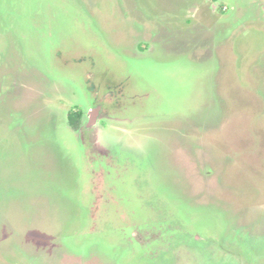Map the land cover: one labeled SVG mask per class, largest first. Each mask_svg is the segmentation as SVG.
Instances as JSON below:
<instances>
[{
    "label": "rangeland",
    "instance_id": "374dc122",
    "mask_svg": "<svg viewBox=\"0 0 264 264\" xmlns=\"http://www.w3.org/2000/svg\"><path fill=\"white\" fill-rule=\"evenodd\" d=\"M0 264H264V0H0Z\"/></svg>",
    "mask_w": 264,
    "mask_h": 264
},
{
    "label": "flooded vegetation",
    "instance_id": "af4514ba",
    "mask_svg": "<svg viewBox=\"0 0 264 264\" xmlns=\"http://www.w3.org/2000/svg\"><path fill=\"white\" fill-rule=\"evenodd\" d=\"M100 86H97V92L95 91L94 92V95H95V99H93V98H90L89 100V102L92 104L91 105V107H90V110H89V122H92L91 124H93V125H97V124H95L96 122H99L98 120L100 119V118H102V117H106V116H108V115H104V114H102V112H103V108H104V106H105V102H107V100L105 99V100H102L103 101V103L102 102H100V104H98V106H95V100L98 98V96H99V91H100ZM88 90V88L86 89V91ZM112 89H110L105 95L106 96H108L107 97V99H109L110 97H109V92L111 91ZM115 94V93H114ZM113 105H118L117 103H115V102H113ZM94 110V111H93ZM91 111H92V113H91Z\"/></svg>",
    "mask_w": 264,
    "mask_h": 264
},
{
    "label": "trees",
    "instance_id": "16d2710c",
    "mask_svg": "<svg viewBox=\"0 0 264 264\" xmlns=\"http://www.w3.org/2000/svg\"><path fill=\"white\" fill-rule=\"evenodd\" d=\"M107 99V96H106ZM105 100V99H103ZM81 114L79 112H70L69 114V119H70V123L74 128H78L79 127V122H80V118H81Z\"/></svg>",
    "mask_w": 264,
    "mask_h": 264
}]
</instances>
